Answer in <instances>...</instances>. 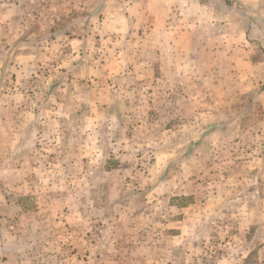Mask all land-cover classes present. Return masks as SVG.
Listing matches in <instances>:
<instances>
[{
  "label": "rangeland",
  "instance_id": "obj_1",
  "mask_svg": "<svg viewBox=\"0 0 264 264\" xmlns=\"http://www.w3.org/2000/svg\"><path fill=\"white\" fill-rule=\"evenodd\" d=\"M0 264H264V0H0Z\"/></svg>",
  "mask_w": 264,
  "mask_h": 264
},
{
  "label": "trees",
  "instance_id": "obj_2",
  "mask_svg": "<svg viewBox=\"0 0 264 264\" xmlns=\"http://www.w3.org/2000/svg\"><path fill=\"white\" fill-rule=\"evenodd\" d=\"M227 3H228V1H230V0H225Z\"/></svg>",
  "mask_w": 264,
  "mask_h": 264
}]
</instances>
